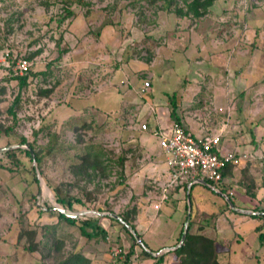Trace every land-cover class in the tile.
Instances as JSON below:
<instances>
[{"label":"rangeland","instance_id":"374dc122","mask_svg":"<svg viewBox=\"0 0 264 264\" xmlns=\"http://www.w3.org/2000/svg\"><path fill=\"white\" fill-rule=\"evenodd\" d=\"M191 1L0 0V51L35 54L25 87L17 80L0 77V164L4 165L0 168V264H57L72 253H85L103 262L105 254L110 255L116 247L122 250L120 264H125L123 253L132 243L130 233L110 216L90 212L102 208L101 213L128 214L132 224L135 221L133 206L137 201L130 195L140 186L125 184L121 189L123 168L119 161L124 156V170L132 177L144 162L129 130L136 123L137 107H141L135 103L138 93L148 98L145 84L149 79L147 72L132 64L135 60L148 63L154 52H163L175 28L172 18H178L176 10L185 11ZM66 9L74 15L59 22ZM187 18L190 27L194 19ZM199 26L208 30L211 24ZM18 95L15 121L9 109ZM21 137L40 152V167L23 153L17 152L18 164L5 155L20 149ZM21 149L31 150L27 144ZM86 152L99 153L112 167L108 177L89 184L78 182L72 167ZM32 167L36 177L40 175L38 182ZM48 184L62 195L83 201L85 206L74 205L68 210L73 214L89 211L78 219L113 223L122 239L114 242L111 231L97 240L83 237L78 226L58 217L53 207L61 206ZM222 206L226 208L224 203ZM195 212L193 209L192 220ZM228 216L238 220L230 211ZM205 221L208 219L195 220L191 233H198L202 224H215L214 220ZM93 225L86 228L91 233ZM168 225L164 232L170 234L171 221ZM228 240L224 235L220 242L228 246ZM239 250L237 262L221 259L220 264H264L257 247L240 242Z\"/></svg>","mask_w":264,"mask_h":264},{"label":"crops","instance_id":"0c3cea01","mask_svg":"<svg viewBox=\"0 0 264 264\" xmlns=\"http://www.w3.org/2000/svg\"><path fill=\"white\" fill-rule=\"evenodd\" d=\"M172 19L175 28L165 41L163 52H154L148 63L135 60L132 64L147 72L145 77L149 79L145 84L148 98L138 93L135 103L141 107H137L136 123L129 130L145 163H139L134 177L125 172L127 163H123L119 181L121 189L125 184L140 186L130 195L131 200L137 201L133 206V229L152 257L165 256L163 264L176 262L173 251L188 216L191 231L195 220H214V225H200L196 234L214 241L219 264L221 259L237 262L240 242L257 247L264 258V241L259 239V235L264 236V0H215L209 12L190 27L187 17ZM203 22H209L211 29H201ZM219 26L224 27L221 30ZM175 92L177 106L172 114L168 96ZM175 121L196 137L221 130L220 148L246 156L239 166L225 171L223 195L200 179L168 187L165 155L151 133L156 129L169 131ZM142 124L146 130H141ZM229 189L235 192L228 198L233 208L224 198ZM193 209L196 212L192 220ZM229 211L237 221L229 218ZM170 221L173 228L167 234L164 230L169 229ZM97 224L105 234L113 233L114 242L122 239L118 226ZM243 225H248L245 230H241ZM224 235L229 237L228 246L220 242ZM126 247H132V243ZM134 251L138 261L156 262L143 258L139 248L134 247ZM83 256L89 264L111 263L108 254L103 262L85 253Z\"/></svg>","mask_w":264,"mask_h":264},{"label":"trees","instance_id":"16d2710c","mask_svg":"<svg viewBox=\"0 0 264 264\" xmlns=\"http://www.w3.org/2000/svg\"><path fill=\"white\" fill-rule=\"evenodd\" d=\"M82 2L83 0H78ZM215 0H192L191 3L187 4L186 10L183 9H177L176 13L178 17H190L191 19H200L204 17L208 12L209 8L212 6L213 2ZM65 3L68 2V0H64ZM74 15V13L66 9L65 10V16L59 20V22H62L64 19ZM1 49V47H0ZM24 53V55L32 60V57L35 54H26V52H20ZM31 74V71L22 77H14L12 79L17 80L19 82L20 87L26 86V81L28 79V76ZM32 75V74H31ZM43 93H47V91H43ZM177 98L178 94L172 93L170 96H168V103L171 108L172 114L175 113L176 106H177ZM20 102V96L18 95L14 102L12 103V106L9 109V113L13 116L14 120L16 121V112L14 111L17 107V105ZM11 128L5 129L4 132L6 135L9 134ZM28 145L31 150H25V149H17V150H9L5 153V155L12 161V163L18 164L19 159L17 157V152L23 153L28 159L38 165L40 167L42 163V156L40 155V152L34 150V147L31 144H28L27 140L24 137L20 138L19 145ZM121 168L124 163V156L120 157L119 161ZM0 168H4V165L0 164ZM74 169L75 176L78 178V182H84V184H89L92 181H94L96 178L102 177H108V173L111 172L112 167L108 165V163L105 162L101 158V156L96 153H90L86 152L79 156V163L72 167ZM10 169V168H9ZM11 170V169H10ZM32 176L34 177L35 182H38V179L35 174V168H31ZM43 174V173H41ZM123 177V174L121 173V176ZM122 184V183H119ZM49 188H51V191L54 193L55 201L65 210H73L74 205H80L85 206L83 201L80 198L72 197L68 195H62L57 188H52L48 184ZM85 190V189H84ZM35 200V198H34ZM46 207V206H45ZM47 209H51V207H48ZM97 211L99 213L103 212L104 210L102 208H98ZM107 211V210H105ZM58 214V217L63 220L65 223L71 226H78L80 229V232L82 236H84L87 239H93V238H99L104 237L105 231L103 228H101L97 223L94 224V233L91 234L86 228H90L92 226V223L96 220L92 219H86V220H80V219H74L71 217H68L64 214H61L60 212L56 211ZM119 217L127 224H129L132 228H134L132 221L128 214L119 215ZM114 222H118L117 220L113 219ZM121 227L126 231V233L129 234L128 230L121 225ZM192 224L189 222L188 224V231L184 240V243L175 249L173 251V254L176 256V262L174 264H219L217 261V255L215 252L214 247V241L199 234H192L191 231ZM181 230V234H182ZM140 238L141 236L138 235ZM130 238L132 240V247L129 248L127 253H123L125 257V264H129L131 261L135 260V251L134 247H137L140 249V255L143 258H153L156 260L154 264H163L164 262V255H160L156 258L152 257L149 252H147L145 249H143L133 236L130 234ZM260 241H264V236L261 234L259 235ZM180 241V237L178 242ZM143 242V241H142ZM177 242V243H178ZM144 246L147 248L146 244L143 242ZM57 264H89V260L86 259L83 254L81 253H72L68 257H66L63 260H60Z\"/></svg>","mask_w":264,"mask_h":264},{"label":"built area","instance_id":"2783aa9c","mask_svg":"<svg viewBox=\"0 0 264 264\" xmlns=\"http://www.w3.org/2000/svg\"><path fill=\"white\" fill-rule=\"evenodd\" d=\"M34 62L24 53H14L9 49L0 51V77H22L31 70ZM141 125V130H146ZM159 148L165 155V165L169 174L168 187L183 186L188 180L200 179L222 194L224 173L230 167H236L246 158L231 150L220 148L223 132L214 130L200 137L191 135L180 122H173L169 131H152ZM233 189L224 196L233 197ZM223 195V194H222ZM111 264H120L122 250L113 248L110 253ZM131 264H144L137 258Z\"/></svg>","mask_w":264,"mask_h":264},{"label":"water","instance_id":"95a60500","mask_svg":"<svg viewBox=\"0 0 264 264\" xmlns=\"http://www.w3.org/2000/svg\"><path fill=\"white\" fill-rule=\"evenodd\" d=\"M21 147L22 146H18V148H21ZM12 148H14V147H11L9 149H12ZM33 163L36 164L35 161H33ZM37 178H38V180H40V175L38 173H37ZM202 184H205V183L202 182ZM224 198H225L226 202L229 204V206L233 208L232 203L230 202V200L228 199V197L227 196H224ZM53 209L56 210V211H58V212H60L61 214H64V215H66L68 217H71V218H74V219H78V218H80V216H83L86 213H89V211H88V212L75 213V214H73V213H70L68 210H65V209H63V208H61L59 206H55V207H53ZM90 213H93V214H95L97 216L108 215L111 218L119 221V223L121 225H123L128 230V232L133 236V238L135 239V241L137 242V244H139L143 249H145L147 251V249L144 246L141 238L135 233L134 229L129 224L125 223L119 216L114 215V214H111V213H99V212H95V211H91ZM188 221H189V216H188V218H187V220L185 222L184 230H183V233H182L180 242H179L178 246H176L175 249H177L178 247H180L184 243V240H185V237H186V234H187Z\"/></svg>","mask_w":264,"mask_h":264}]
</instances>
